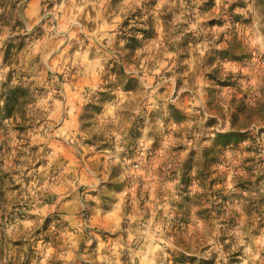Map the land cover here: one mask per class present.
I'll return each instance as SVG.
<instances>
[{
  "label": "clouds",
  "instance_id": "clouds-1",
  "mask_svg": "<svg viewBox=\"0 0 264 264\" xmlns=\"http://www.w3.org/2000/svg\"><path fill=\"white\" fill-rule=\"evenodd\" d=\"M0 147V264H264V0H0Z\"/></svg>",
  "mask_w": 264,
  "mask_h": 264
},
{
  "label": "rangeland",
  "instance_id": "rangeland-1",
  "mask_svg": "<svg viewBox=\"0 0 264 264\" xmlns=\"http://www.w3.org/2000/svg\"><path fill=\"white\" fill-rule=\"evenodd\" d=\"M211 2H212V0H209V5L211 4ZM222 39V38H221ZM9 82H10V80H9ZM237 99V101H239L241 98L240 97H237L236 98ZM3 149H2V147H0V151H2ZM210 159L211 158H214V157H209ZM2 161H0V165H2ZM6 175V174H5ZM213 183H215V179H213Z\"/></svg>",
  "mask_w": 264,
  "mask_h": 264
},
{
  "label": "trees",
  "instance_id": "trees-1",
  "mask_svg": "<svg viewBox=\"0 0 264 264\" xmlns=\"http://www.w3.org/2000/svg\"><path fill=\"white\" fill-rule=\"evenodd\" d=\"M9 83H10V82H9ZM15 96H16V92H13V93H12V96H11V98H10V100H9V103L16 102V101H15Z\"/></svg>",
  "mask_w": 264,
  "mask_h": 264
}]
</instances>
